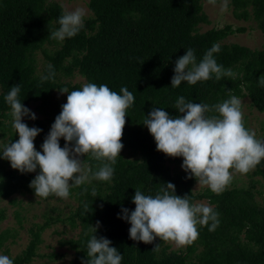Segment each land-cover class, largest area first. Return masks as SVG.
Listing matches in <instances>:
<instances>
[{"label":"trees","instance_id":"obj_1","mask_svg":"<svg viewBox=\"0 0 264 264\" xmlns=\"http://www.w3.org/2000/svg\"><path fill=\"white\" fill-rule=\"evenodd\" d=\"M228 4L235 19L254 21L262 34L259 49L222 41L243 31V27L226 24L199 32L197 26L208 23L201 0H87L90 15L84 18V28L63 41L51 38L64 12L57 2L0 0V137L6 138L3 145L19 138L10 120V105L5 101L14 85L20 86L18 99L22 104L30 109V103H35L34 109L44 116L35 120L24 117L42 130L34 140L36 149L51 129L48 124H53L61 112L52 100V91L67 88L71 92L86 83H95L105 84L118 94L127 87L135 97L127 110L121 141L124 147L112 165V179H93L71 187L73 208L63 218L49 215L41 224L29 227L27 243L21 253L11 258L13 264H29L37 255L42 230L53 219L79 229L76 237L63 242L72 250L68 264L87 260V242L97 221L99 227L94 235L112 242L110 246L122 254L121 264H264V193L255 189L257 180L249 179L245 187L225 188L220 194L208 187L193 191L195 177L179 168L183 158L157 151L154 138L144 125L153 107L163 108L172 118L182 116L175 107L180 96L186 102L209 106L222 103L231 95L246 97L250 106L264 113V85L259 83V78L264 77V0H229ZM214 44L220 46V51L213 54L217 64L232 70L235 76L217 81L213 75L195 85L181 82L172 87L175 61L192 48L199 63ZM38 51L43 58L40 73H36ZM49 64L55 75L41 80L49 75ZM73 75L82 77L83 83L67 80ZM59 143L63 145V138ZM124 150L132 157L125 156ZM80 159L93 172L101 166L90 156ZM36 175L21 173L11 168L9 161L0 159V199L15 203L11 199L15 194H35L30 182ZM249 176L264 183V160ZM166 183L175 185V195H188L193 204L205 200L219 214V225L214 231L208 230L211 222L208 226L197 225L199 238L182 250L167 251L165 241L159 238L150 244L132 240L131 225L121 218L122 209H128L129 214L135 209L132 198L137 189L154 197ZM256 194L261 195L260 201ZM4 216V208H0V221ZM12 235L8 229L0 231V247ZM157 244L158 250H152ZM58 256L54 252L48 254L52 258Z\"/></svg>","mask_w":264,"mask_h":264},{"label":"clouds","instance_id":"obj_2","mask_svg":"<svg viewBox=\"0 0 264 264\" xmlns=\"http://www.w3.org/2000/svg\"><path fill=\"white\" fill-rule=\"evenodd\" d=\"M215 5L216 0H207ZM228 9V0H223L221 12ZM86 10L76 8L65 10L59 17V28L51 33V38L63 41L77 35L84 28ZM220 51L214 44L197 63L195 50L189 48L175 61L171 86L178 87L181 82L195 85L198 81L222 77H234L232 70H225L214 59V53ZM49 75L41 80L54 77L52 65H48ZM264 85V77L259 78ZM66 103L55 117L51 129L37 151L34 140L42 131L29 127L22 122L28 116H36L18 99L19 84L10 88L5 101L11 108L12 127L18 134V140L0 145V159L10 162L11 168L21 173L39 174L30 182L35 196L47 198L55 195L67 199L70 188L90 183L91 180L109 181L114 174L112 165L116 163L123 149L122 136L126 124L127 110L134 103V95L127 87L120 94L107 85L97 86L86 83L80 90L69 92ZM241 98L231 95L222 103L208 104L186 102L178 97L176 109L183 114L172 118L163 108L153 107L144 120L150 135L154 138L156 150L169 157H182L181 167L207 186L213 193H222L233 179L232 171L247 174L264 160V141L256 138V133L244 124ZM206 113L216 115L206 116ZM65 141L60 146V139ZM71 145V147L69 146ZM81 156L100 161L101 166L93 172L92 167ZM153 197L136 190L132 198L135 209L129 214L122 209V219L127 220L129 237L132 240L150 244L154 239L174 242L177 247L193 244L199 238L197 225L208 226L214 231L219 225L218 213L206 204L190 203L188 195H175V185L163 184ZM93 196L96 197L95 190ZM87 207V205H85ZM96 227H99L97 221ZM93 235L87 242V260L83 264H121L122 254L111 241ZM158 244L152 250H158ZM0 264H13L7 255H0Z\"/></svg>","mask_w":264,"mask_h":264},{"label":"rangeland","instance_id":"obj_3","mask_svg":"<svg viewBox=\"0 0 264 264\" xmlns=\"http://www.w3.org/2000/svg\"><path fill=\"white\" fill-rule=\"evenodd\" d=\"M55 1L62 6L63 11H73L76 8H84L86 10V15L84 18L90 15L87 8V0H47ZM223 0H216V4L212 5L207 2V0H201V7L203 13L208 19V23H200L197 28L199 32H203L211 27L220 28L226 24L235 27H243L244 30L241 32H236L228 35L222 41L225 43H238L240 45L247 46L251 49H259L262 43V34L256 27L254 21L249 18L247 20L235 19L231 14V7L228 4V9L226 12H221L220 6ZM229 3V0H228ZM48 48H53L55 46L45 45ZM36 62V73H40L43 66L42 54L38 51L35 53ZM70 82L83 83V78L79 75H73L69 79ZM52 100L57 102V108L62 110V105L66 103L67 95L59 91L51 92ZM242 111L244 114V124L249 130H253L256 133V138L264 141V130L263 121L264 113L257 111L254 107L250 106L249 100L246 97L241 98ZM35 103H30V111L35 114L36 118L40 119L44 117L42 114L38 113L34 109ZM13 118L10 120L12 121ZM8 122V120H5ZM28 122L29 127H33L31 122L26 118H22V122ZM52 123L48 126L51 128ZM5 137H0V145H3ZM65 141L61 147H64ZM71 147V145H69ZM37 151H42L41 146H39ZM123 154L127 157H132V155L126 150ZM181 166H179L180 168ZM233 174L232 182L230 187H245L248 184L249 179L257 180L255 189H258L261 193H264V183L259 180L258 177H251L250 172L247 174H240L235 170H230ZM33 174H39L38 168ZM207 186L201 185L198 179L192 186L193 191H201ZM257 201L261 200V195H255ZM11 199L15 203H11L8 199H0V208H4V218L0 221V231L3 229H8L12 232V237H8L7 240L3 242L0 247V255H7L9 258L21 253L24 249L28 236V228L35 225L41 224L46 216H58L63 218L68 211L75 205L74 198L69 194L67 199L59 198L55 195H50L47 198H41L35 196V194L24 193L15 194ZM196 203L206 204L205 200L196 201ZM78 228H69L68 224L65 222H60L58 220H52L51 223L46 226L40 235L41 241L36 248V256L32 258L29 264H68L72 257V250L63 244L64 241L71 237H76ZM167 245V251L170 250H182L184 247H177L174 242L165 241ZM50 252H54L58 257L52 258L48 257Z\"/></svg>","mask_w":264,"mask_h":264}]
</instances>
